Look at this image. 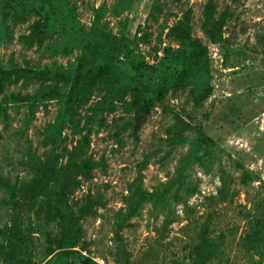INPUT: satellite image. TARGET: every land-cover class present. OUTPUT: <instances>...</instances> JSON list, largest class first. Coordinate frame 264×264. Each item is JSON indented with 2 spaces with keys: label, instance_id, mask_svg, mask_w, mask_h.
<instances>
[{
  "label": "rangeland",
  "instance_id": "rangeland-1",
  "mask_svg": "<svg viewBox=\"0 0 264 264\" xmlns=\"http://www.w3.org/2000/svg\"><path fill=\"white\" fill-rule=\"evenodd\" d=\"M215 3L207 23V0H0V70L36 72L0 90V264H189L202 233L207 264H264V0ZM97 29L128 55L73 106Z\"/></svg>",
  "mask_w": 264,
  "mask_h": 264
},
{
  "label": "trees",
  "instance_id": "trees-1",
  "mask_svg": "<svg viewBox=\"0 0 264 264\" xmlns=\"http://www.w3.org/2000/svg\"><path fill=\"white\" fill-rule=\"evenodd\" d=\"M216 12L215 0H207L205 5V16L207 17V23L210 22ZM177 36L182 40L191 39V14L190 11L185 14L184 20L176 28ZM98 40L92 45L93 54H97L100 59V65H93L87 63L85 59H80L75 70L74 78L69 87L67 93L68 102L75 105H83L87 103L92 96V88L97 84V79L104 75L107 67H110L119 56L128 55V41L125 37H117L111 32L103 30H96ZM45 36V29L42 21L38 20L31 26L29 34L24 36V39L29 44L39 42ZM34 70L26 68H16L10 70H0V90L6 82L18 81L24 78H28L30 74L35 75ZM10 101L12 102H30L31 96L22 94H11ZM7 99V100H9ZM5 105H0V113L4 114L6 111ZM145 108L144 104H141V109ZM146 111L149 110L147 106ZM144 115L138 117V122L135 128L139 129L144 122ZM131 125V124H129ZM128 125V126H129ZM136 138L138 135L136 134ZM173 140V139H172ZM90 144L89 133H85L79 142L80 153H85V148ZM74 173L81 175L82 177L89 179L93 175V170L97 166V161L91 156H86L80 160H74L73 163ZM0 186L4 188H12L7 178L0 175ZM65 196V192L62 193ZM0 233H3L0 228ZM215 252V246L211 239L202 233L198 244L194 248V255L189 264H207L209 258Z\"/></svg>",
  "mask_w": 264,
  "mask_h": 264
}]
</instances>
